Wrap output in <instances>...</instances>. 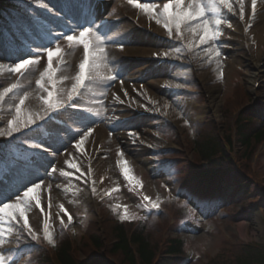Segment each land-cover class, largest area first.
Returning <instances> with one entry per match:
<instances>
[{
	"label": "rangeland",
	"instance_id": "374dc122",
	"mask_svg": "<svg viewBox=\"0 0 264 264\" xmlns=\"http://www.w3.org/2000/svg\"><path fill=\"white\" fill-rule=\"evenodd\" d=\"M99 2L105 3L103 9ZM136 2L156 5V9L160 10L167 0ZM230 3L232 12L221 9V16L231 22V26L228 23L220 26L221 35L217 43L221 55L217 57L214 53H206L205 45H193L190 51L193 63L198 67L197 75L211 96V100L206 99L207 102H203L201 98L188 96L190 89L198 86V83L190 67L192 61L187 58L186 51L169 43V35L163 25L157 24L155 19H150V14L134 7L129 0H83V3L70 0L68 5L60 9L43 1L41 4L51 11L54 18H40L45 20L41 21L45 34L39 37L35 33L32 34L29 47L34 49V52H21L14 46H3L0 41V65H3V68H0V91L11 83L19 85L17 94H9L4 104L0 105V131L6 130L7 120L14 115V107L18 103L20 93L29 94L26 111L43 115L45 119L52 118L53 110L46 112L47 106L41 105L43 99L47 98V93L36 84L47 70L48 62L44 48L49 45L53 50L59 47L61 52L58 57L53 58L56 71L55 87L53 88L47 77L44 83L47 88L53 90L54 96L59 92L63 94V99L67 100V93L79 74L83 48L82 45L69 47L64 37L67 34L78 36L80 29L77 25L93 29H97L98 25L103 26L101 30L98 29V34L105 40L107 63L111 71L101 65L97 78L89 85L82 102V105L89 108V115L78 119L71 134L58 136L57 124L50 120L45 126L46 131L50 133L47 140L43 137L44 130L41 128L16 140L37 141L53 148L55 153L47 159L34 161L35 164L27 161L28 169L12 166L8 178L15 173L19 174L20 178L17 181L9 179L7 185L0 183V192L4 195L0 206L4 202H14L16 197L13 194L18 189L22 194L26 186L41 180L40 200L43 212L41 208L35 207L33 202L28 211V218L37 236H45L44 223L48 222V232L53 238V244L49 246L53 248L58 244L59 226L70 227L69 230L79 241L90 223L99 220L97 209L105 197H111L107 207L119 221H124L121 219L124 206L127 207L129 216L134 214L146 219L147 211L144 205L147 202L143 200L144 196L159 205L163 204L168 196L179 197V205L186 200V195L181 192L180 179L163 171L160 163H157V155L154 154L157 151L176 148L160 136L166 134L162 130L165 120L178 127H187L191 140L194 130L206 123L211 114L218 122L223 123L224 106L236 101L237 86L240 85L239 89L244 94L251 95L253 92L255 77L248 67L249 61L257 64L264 57V0H257L261 11L257 13L254 28L250 32L252 46L249 49L242 43L236 17L241 11L240 0H230ZM243 4L246 16L248 0H243ZM70 8L75 14L72 18L66 15ZM76 18L80 19L79 23H76ZM70 29L75 31L71 32ZM146 29L149 31H145ZM186 33L183 39L188 45L193 42V36L188 31ZM159 36L164 40L158 38ZM176 48L180 49L179 53L175 51ZM164 52L172 55L165 57ZM176 55L180 58H174ZM22 58L36 59L38 62L30 65L23 76L9 73L8 67ZM163 61L167 63L162 64ZM117 74V79H108L109 76ZM259 75H264V68L260 70ZM201 92L204 94V90ZM259 105L264 106V102ZM254 109V115L264 120V107L255 106ZM39 122L41 121L38 120L37 123ZM86 129H91V134L85 139L83 147L77 148L76 145L83 138ZM14 136L19 137V133H14L12 137H0V143L14 141ZM15 143L0 148V151L3 148H11ZM252 162L261 174L263 182L254 180L249 185V197L245 196L248 193L245 188H238L231 195L232 187L225 191L222 187L218 189V201L217 197L209 199L210 206L214 205L215 208L229 207L239 201L247 207L244 212L240 208L241 212L229 217L219 215L220 222L211 219L207 222L201 220L199 210L195 214L187 210L182 228L170 229L169 238L178 237L184 240L185 253L192 252L186 264H209L213 258L223 263L225 259L239 256L240 249H244L246 245H258L264 249V146ZM71 163H75L80 172L69 167ZM246 163L248 162L239 160L237 165L240 167ZM121 165H127L129 174L133 177L132 181L125 179ZM52 167H55L56 172H51ZM64 172L70 175H62ZM81 172L85 174L83 177ZM230 174L233 176L234 173ZM136 180L140 181V185L135 184ZM90 182L95 187L93 196L89 188ZM205 190L206 194L211 191L209 188ZM189 203L193 204L192 201ZM117 204L121 207L116 208ZM147 208H150V205ZM69 215L72 217L70 223ZM135 220L141 219L129 221ZM22 224V220L19 223L13 221L12 233L6 232L5 245H0V252L10 264H30L25 252L19 257H16L15 253L19 246V230L22 229ZM4 227L7 228L8 225L5 224ZM178 228L180 232H176Z\"/></svg>",
	"mask_w": 264,
	"mask_h": 264
},
{
	"label": "trees",
	"instance_id": "16d2710c",
	"mask_svg": "<svg viewBox=\"0 0 264 264\" xmlns=\"http://www.w3.org/2000/svg\"><path fill=\"white\" fill-rule=\"evenodd\" d=\"M237 86L235 92L236 99L244 93ZM201 98V97H199ZM202 100V99H201ZM232 102L227 104L224 109V116L229 118L230 107ZM245 119L246 123L242 120ZM229 123L227 122V129ZM161 134L168 139L179 144L175 130L170 125L162 127ZM196 136L193 139L194 147L199 151L205 161H207L215 170L213 172H200L193 166L178 162L174 164H166L164 161L160 163V168L167 174H172V177L180 179L182 186L181 192L194 198L202 205V213L205 215L204 220L220 222L221 215L209 202V196L213 192L222 188L221 182L229 185H236L237 188H245L248 192L249 185L254 180L257 181L255 171L252 169L251 159L255 154L253 144H259L264 139V120L255 117L252 112L246 111L245 115L239 121L238 142L245 148L246 153L240 154L238 158H232L229 149L232 147V138L225 135L222 140L217 136V130L214 123L209 119L206 123H202L196 130ZM252 151L251 154H248ZM162 157L161 155H159ZM172 156H182L179 154H172ZM217 158L216 161H214ZM246 161L243 166H238L237 163ZM200 165V164H199ZM199 165H195L199 167ZM226 168V169H224ZM230 170V171H229ZM230 172H233L231 176ZM199 176L201 178H210L209 186L200 185L198 183ZM205 188L211 189L208 195L205 194ZM250 192L247 193L249 197ZM187 201H182L180 205L176 202L169 204L164 201L162 206L166 211L161 212H146V219L143 221L135 220L130 223L116 224L115 219L109 214L108 210L103 212L104 215V229L106 232V241L103 237L98 225L95 222L90 223L84 236L81 239L80 245H73L72 239L64 228H60L59 244L56 247H48L43 237H38L37 241H31L24 235L19 243L22 252H25L29 258L30 264H154L157 259V250L159 243L162 240V231L170 225L171 219H175V227L182 228L181 225L186 220ZM242 203L226 209L228 213L241 212ZM235 208V209H234ZM220 209V208H219ZM234 209V210H232ZM214 224V223H212ZM215 225V224H214ZM131 239L132 244L137 246L138 256L131 250L129 231L133 230ZM180 228L176 232H180ZM117 239V243L114 241ZM172 246L171 253L184 254L185 241L180 239H171ZM84 256L86 262H82L80 258ZM99 258L94 262H87L92 257ZM56 258V260H54ZM186 260L163 261L159 264H186ZM209 264H264V249L246 245L244 249H240L239 256H232L222 262L217 258H213Z\"/></svg>",
	"mask_w": 264,
	"mask_h": 264
},
{
	"label": "snow or ice",
	"instance_id": "6c2138e0",
	"mask_svg": "<svg viewBox=\"0 0 264 264\" xmlns=\"http://www.w3.org/2000/svg\"><path fill=\"white\" fill-rule=\"evenodd\" d=\"M80 3H83V0H79ZM129 3L133 4L134 7L142 9L145 13L150 14V19H155L157 24H162L163 27L167 30L169 38H177L183 40L184 31L187 30L193 36V42L187 45L188 50L191 51L193 45L199 47L205 45L206 48L204 51L208 54L214 53L215 56L219 57L221 52L219 51V45L217 43L218 37L221 35V25L228 23L231 26L230 21H226L221 16V9H227L228 12H232L233 8L230 3V0H167L163 3V7L160 10L156 9V5L142 4L137 3L136 0H129ZM252 6V15L255 16V10L257 6V0H251ZM240 19L244 18V4L243 0H240ZM80 29L78 36L75 34H67L64 38L68 41L69 47L73 45H82L83 48V60L79 63V74L75 77V84L72 86L71 90L67 93V100L63 99V94L57 92L54 96L53 90H50L45 86V77L47 80L52 82L53 88L55 87V76L56 71L53 67V58L60 55L61 49L56 47L55 50L49 45L44 48L47 55V70L40 76L36 81L37 86L47 93V98L43 99V104L47 106L45 111L56 110L62 106H67L69 108L74 107L72 101L79 94L80 89L84 87L85 82L95 81L98 75V70L101 65L108 68L111 71V68L108 67L107 63V54L105 52V40L98 34V29H93L88 26L77 25ZM71 32L75 30L70 29ZM198 38V40L196 39ZM123 47V45H121ZM175 51L179 53L180 49L176 48ZM163 55L168 57L172 55L169 52H164ZM174 58L179 59V55H176ZM38 62L36 59L22 58L18 62H15L13 66H9L7 71L12 74L24 75V72L29 68L30 65ZM219 61L217 62V67H219ZM0 68H3V65H0ZM118 78L117 75L109 76L108 79L115 80ZM179 87V85H177ZM19 89L18 83H11L7 87H3L0 91V105H3L5 98L9 94H17ZM29 99V94L27 92L20 93L18 95V103L14 107V115L11 119L7 120V128L4 131H0V137H12L14 133H20L24 129L30 128V126L39 127L37 121H44L45 117L40 114H33L31 111H26V101ZM50 119V117H49ZM91 134V129H86L83 132V138H81L76 145L77 148H82L84 141L88 135ZM32 148H39L41 145L32 144ZM69 167L76 169L77 172H80V169L75 163L69 164ZM123 168V175L126 180L132 181L133 177L129 174L130 170L127 165H121ZM51 172H56L55 167L51 168ZM47 174V173H46ZM64 176L70 175L67 172L62 173ZM85 174L81 172V177ZM80 177H77L79 179ZM0 183H3V180H0ZM135 184L140 185V181L136 180ZM42 181L37 180L26 186L22 190H17L13 195L16 197L14 202L8 203L4 202L0 206V245H2L5 240L4 236L7 232L11 234L13 231V221L19 223L23 221L22 228L27 231L33 240H37L38 237L36 233L30 226L28 211L35 203V207L41 208L40 200V189ZM116 189H113L115 191ZM95 192V187L92 189ZM4 199V195L0 192V200ZM143 200L147 202L144 207L150 205L151 209H159V203L152 202L148 196H144ZM116 208H120L121 205L117 204ZM63 211V207L61 206ZM41 212L43 209L41 208ZM67 214V213H66ZM69 223L72 220V217H68ZM122 220L130 219H145V217H140L136 215L129 216L128 209L124 206V213L121 216ZM7 224L8 227L5 228L4 225ZM48 222L44 223L45 239L49 244H53V238L48 232ZM0 264H10L6 259L4 254L0 252Z\"/></svg>",
	"mask_w": 264,
	"mask_h": 264
},
{
	"label": "bare ground",
	"instance_id": "6f19581e",
	"mask_svg": "<svg viewBox=\"0 0 264 264\" xmlns=\"http://www.w3.org/2000/svg\"><path fill=\"white\" fill-rule=\"evenodd\" d=\"M69 15V14H68ZM75 21H76V23H79L80 22V19H78V18H76L75 19ZM240 28V27H239ZM248 67H249V69H250V71H251V74L253 75V77H255V76H257L258 75V68H259V66L256 64H253V62H249V64H248ZM45 79H46V77H45ZM71 80L73 79L72 78V76H71V78H70ZM34 98V97H33ZM33 98H31V99H33ZM41 105H43L44 106V104H43V102H41ZM38 107H40V106H38ZM37 107V108H38ZM5 245V243H3L1 246H4Z\"/></svg>",
	"mask_w": 264,
	"mask_h": 264
}]
</instances>
